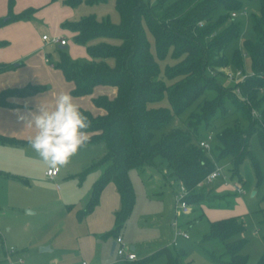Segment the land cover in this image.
I'll list each match as a JSON object with an SVG mask.
<instances>
[{"label":"trees","instance_id":"1","mask_svg":"<svg viewBox=\"0 0 264 264\" xmlns=\"http://www.w3.org/2000/svg\"><path fill=\"white\" fill-rule=\"evenodd\" d=\"M78 1L63 0V3L72 6ZM103 1L106 0H85L88 4ZM245 1L249 0H115L117 23L91 14L63 22L90 56L88 61L77 62L64 48L60 50L54 66L72 83L71 95H89L98 85L116 88L113 97L105 94L91 97L92 103L103 110L101 113L80 108L90 122L84 130L89 137L84 147L103 142L105 150L92 164L102 167V172L92 183L79 215L92 211L107 182L112 181L119 194V206L113 212L114 225L100 237L114 234L132 208L134 193L128 175L131 168L157 166L164 160L165 173L181 182L187 191L185 198H202L199 192H194L196 184L216 165L199 146L197 129L200 125L209 126L217 113L225 115L226 103L232 105L237 120L217 130V157H229L230 179L238 176L239 166L247 158L258 174L250 139L256 134L264 151V0H259L258 12L250 16L254 36L244 38L240 48H234L229 56L226 54L227 46L240 34V25L232 20L230 12H240ZM7 7V14L0 17V26L27 18L36 10L27 6L14 12L13 0H8ZM243 55L249 58L251 73L233 86L223 84L217 77L220 68L233 66L244 71ZM166 58L173 62L161 68L159 62ZM10 68L12 64L0 63V72ZM235 86L239 93L234 91ZM45 87L30 83L2 89L0 106H15L10 97L31 95ZM202 94L211 96L205 97L197 105L198 110L190 113L185 128L163 130ZM164 98L167 105L159 103ZM0 142L22 141L0 134ZM243 230L239 215L208 221L201 239L219 242L222 250L215 253L205 249L207 256L218 264H249L246 255L240 253L244 238L232 239ZM183 254L182 250L173 252L168 246H161L138 262L162 255L163 264H183L180 260ZM256 264H264V257Z\"/></svg>","mask_w":264,"mask_h":264},{"label":"rangeland","instance_id":"2","mask_svg":"<svg viewBox=\"0 0 264 264\" xmlns=\"http://www.w3.org/2000/svg\"><path fill=\"white\" fill-rule=\"evenodd\" d=\"M49 6V9H43L36 15L37 33L40 37L45 32L47 38L63 34L67 40L65 51L77 62L88 61L90 56L85 46L73 39L72 30L62 25L64 21L78 20L91 14L98 19L108 18L111 22H119L115 0L94 4L79 0L72 6L58 0L57 6ZM258 8L259 0L245 1L237 16L232 17L240 25V34L227 46L228 56L234 48H240L244 38L254 36L250 16L256 14ZM46 11L49 14L45 15ZM56 17L62 18L57 20ZM149 39L152 42L150 35ZM109 40L115 42L114 39ZM45 44L46 53L55 64L60 50L63 49L52 41ZM172 62V59L166 58L159 65L162 68L165 63ZM242 62L244 72L250 74L247 55H243ZM231 69L234 70V67L231 66ZM225 70L228 68H220L217 77L227 86L235 85L224 77ZM210 96L211 94L200 95L189 109L174 117L163 130L170 127L185 128L190 120V113L197 111V105L200 106L203 99ZM159 103L168 104L165 98ZM226 106L228 111L225 115L217 113L209 126L198 127L199 139L205 138L209 130L213 131L214 137L221 127L237 120V113L232 105L226 103ZM218 144L214 137L210 146L204 149L216 167H221L222 173L229 175V157H217ZM250 148L256 159L258 174L251 160L247 158L239 166L238 176L230 179L231 182H239L243 192H233L230 186L218 189L221 186L219 179L213 185L196 186L194 192H199L202 198L196 200L194 196L187 199L184 197L186 209L180 212L179 217L175 216V195L181 191V182L165 173L164 160L157 166L143 165L129 169L134 203L124 224L114 234L106 237L99 235L113 227L112 207L115 203L118 205L119 201L112 181L104 186L92 211L79 215L85 206V197L90 192L92 183L102 172V167L92 164L104 153L103 142L80 148L67 165L60 168L54 181L43 177L40 168L32 177L0 178V250L13 248L24 252L25 264H48L49 261H55L56 264H82V261L88 264H163L165 257L162 255L143 262L138 261L157 248L168 246L173 252H184L180 258L183 264H218L207 256L205 249L218 253L222 250L221 244L201 239L207 231L208 220L211 217L216 219L239 215L244 223V230L232 239L244 238L240 253L246 255L249 264H256L264 257V151L256 134L251 136ZM109 186L111 191L106 192ZM103 192L105 195L101 197ZM175 230L186 231L188 237H177V243L173 245ZM116 236H120L126 246L135 247V260H125L110 252L111 243ZM43 246L48 249L40 250ZM150 251L152 252L148 254Z\"/></svg>","mask_w":264,"mask_h":264},{"label":"crops","instance_id":"3","mask_svg":"<svg viewBox=\"0 0 264 264\" xmlns=\"http://www.w3.org/2000/svg\"><path fill=\"white\" fill-rule=\"evenodd\" d=\"M20 1H23V3ZM32 2H34V0H13L12 9L14 12H19L27 6H33L36 10L27 18L10 21L0 26V42H2L0 43V63L13 65V68L0 72V90L10 87H20L30 83L43 84L46 86L42 91L31 95L10 97L9 100L15 103V106H0V134L14 137L22 141L17 144L0 142V178L3 179L32 177L39 171V168L42 176L47 177L44 174V171L48 168L47 165L40 159L36 151L32 149L28 143L29 138L35 135L36 130L30 126H25L23 122L19 121L17 118L18 113H28L30 111H34L35 103L41 99H44L49 104H52L54 103V98L58 93L65 91L70 93V89L72 87V83L64 78L61 70L54 66L46 53L45 43L48 41L42 37L46 33L42 32L40 37L37 33L38 21L36 19L38 17L36 15L43 11V9H49L50 4L57 6L58 0H38L37 3ZM7 6L8 0H0V17L7 14ZM47 14H49L48 11L45 12V15ZM56 18L57 20H60L62 17ZM72 34L74 35L73 31ZM59 36L64 37L63 34ZM58 46L65 49L67 47V40L66 44H58ZM69 53L71 56V51H69ZM115 93L116 88L114 86L98 85L94 87L92 93L89 95L72 97L79 108L88 109L93 113H101L103 110L96 107L92 103L91 97L99 94H105L108 97H113ZM59 171L60 169L53 179H49L54 181L59 175ZM109 187L110 188H106V192L111 191V186ZM222 188H224L223 185L218 187V189ZM116 193L119 199L117 190ZM89 194L90 192H88L85 197L86 201ZM104 195L105 194L103 192L101 197H104ZM118 206L119 201L118 205L117 203L113 205L112 210L117 209ZM210 212L211 210L207 214ZM211 218L209 219L213 220ZM129 248L131 251L135 252V247L133 245ZM152 251L148 252V254ZM110 252L115 253L114 248L111 249L110 247ZM17 253L24 259V252L18 250ZM3 262L4 250L2 249L0 250V264ZM23 264H25V261ZM48 264L56 263L55 261H49Z\"/></svg>","mask_w":264,"mask_h":264},{"label":"clouds","instance_id":"4","mask_svg":"<svg viewBox=\"0 0 264 264\" xmlns=\"http://www.w3.org/2000/svg\"><path fill=\"white\" fill-rule=\"evenodd\" d=\"M18 120L34 128L35 135L28 140L49 172L67 165L70 158L84 147L89 137L85 129L90 126L74 102L71 93L60 92L49 104L44 99L35 103V110L18 113Z\"/></svg>","mask_w":264,"mask_h":264},{"label":"built area","instance_id":"5","mask_svg":"<svg viewBox=\"0 0 264 264\" xmlns=\"http://www.w3.org/2000/svg\"><path fill=\"white\" fill-rule=\"evenodd\" d=\"M238 14L237 11H231L230 12V16L231 17H236ZM43 39L48 40V41H52L54 43H58L60 45L66 44V39L64 37H61L59 35H53L50 38H47L46 35L42 36ZM224 68H228V70L224 71V76L226 79H228L229 81H232L234 83H238L242 80H244L248 74H246L244 71H241V69H234L232 70L229 67H224ZM235 92L239 93V88L238 86H235L234 88ZM253 113H255V111H253ZM256 114V113H255ZM213 131L209 130L206 132V136L205 138H200L198 140V144L200 147L203 148H208L210 146V141L212 140L213 137ZM222 168L221 167H215L213 170H211L209 173H207L202 180H200L196 186H204V185H213L215 183L216 179H219V182L221 183V185L223 186H230L233 190V192H237V193H241L243 192V188L241 186V184L239 182H231L230 178L228 177V174L226 173H222ZM58 171H52L49 172V169L47 168L44 171V174L50 178L53 179ZM187 191L184 189V187L181 185V191L175 195V199H176V204L177 207L175 208V216L179 217L180 212L182 210L186 209V201L184 199L185 195H186ZM175 225H177V222H175ZM188 237V234L186 231H179V230H175L174 231V236L172 239V244L176 245L177 241V237ZM114 252L116 255L127 259V260H133L136 258V254L135 252L131 251L130 248L128 246H126L123 242L120 236H117L115 238V247H114ZM24 263V259L17 253V250L10 248V249H4V262L2 264H23ZM82 264H87L86 262H82Z\"/></svg>","mask_w":264,"mask_h":264},{"label":"water","instance_id":"6","mask_svg":"<svg viewBox=\"0 0 264 264\" xmlns=\"http://www.w3.org/2000/svg\"><path fill=\"white\" fill-rule=\"evenodd\" d=\"M111 245H112V246H111V249H113V248H114V246H115V241H113ZM45 249H48V248H47V247H45V246H43V247H40V250H45Z\"/></svg>","mask_w":264,"mask_h":264}]
</instances>
